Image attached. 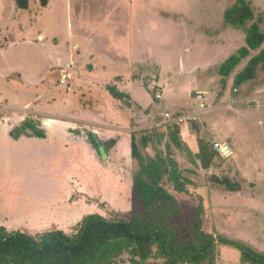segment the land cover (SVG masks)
Here are the masks:
<instances>
[{
	"label": "rangeland",
	"instance_id": "rangeland-1",
	"mask_svg": "<svg viewBox=\"0 0 264 264\" xmlns=\"http://www.w3.org/2000/svg\"><path fill=\"white\" fill-rule=\"evenodd\" d=\"M250 1L256 19L264 18V0ZM234 2L53 0L42 8L38 0H29V8L20 10L15 0H0V77L15 69L27 79L34 75L45 78L42 87L27 85L29 89L20 83L8 87L7 78H0L4 97L0 95V101L12 105L4 113L31 105L34 114L27 111V116L39 126L49 120L42 119L48 115L67 117L75 123L74 132L83 135L81 141L90 145L84 149L80 140L68 138L64 131L54 132L46 143L16 145L0 140V220L11 218L13 223L24 224V230L16 231L30 234L52 230L55 225L71 233V223H77H70L71 219L80 221L91 214L130 220L141 207L133 192L137 164L131 156L130 135L140 143L143 136L164 134L161 147L165 149L169 130L177 126H170L165 118L169 114L176 122L191 118L177 127L182 142L194 155L199 150L198 138L214 145L236 143L238 150L236 157H222L216 151L212 167L204 170L195 156L192 161L187 153L172 147L180 169L194 182L189 188L191 197H178L182 208L179 221L189 224L197 195L206 209L207 232L264 252V157L256 146L264 144V68L258 69L255 80L235 85L237 74L258 54L254 51L229 78L219 73L220 66L246 45L244 32L224 22V12ZM129 43L132 54L126 52ZM82 48L106 56V76L102 77L101 71L95 72V78L84 75L93 67L88 54L81 56V61H72L71 68L55 65L49 70V65L56 63L54 57L65 60L69 52L76 54ZM129 53L132 59H128ZM99 64L101 70L103 63ZM64 75L69 79L62 84ZM117 76L125 78L126 84ZM117 81L127 87L130 100L122 102L109 95L107 87L118 86ZM36 96L38 102L30 100ZM238 98L243 101L237 102ZM200 104L205 109L200 110ZM21 110L16 114L26 113ZM104 114L109 121L116 119L113 128L101 120L108 125L106 132L98 126ZM256 123L258 127H254ZM94 130H99L95 132L98 135ZM90 133L101 141L109 140L110 134L117 140L109 158L99 156ZM91 148L96 155L89 153ZM145 152L154 156L153 144ZM95 156L100 162L96 168ZM109 168L115 173L107 174ZM213 176L228 177L233 184L239 183L242 191L225 190L212 182ZM253 192L257 198L252 202L256 197ZM50 202L52 209L46 208ZM217 254L216 264H241L240 252L229 245H219Z\"/></svg>",
	"mask_w": 264,
	"mask_h": 264
},
{
	"label": "trees",
	"instance_id": "trees-1",
	"mask_svg": "<svg viewBox=\"0 0 264 264\" xmlns=\"http://www.w3.org/2000/svg\"><path fill=\"white\" fill-rule=\"evenodd\" d=\"M38 1L40 7L46 8L51 0ZM15 4L20 10L29 8V0H15ZM224 22L234 30L243 31L246 42L220 66L219 73L224 79L252 52L258 51L237 74L235 85L240 86L255 80L258 69L264 68V18L256 19L250 0H235L233 6L225 10ZM107 91L118 101L131 99L115 85H109ZM177 126L169 130L170 142L165 149L161 147L164 134L143 136L140 143L135 135L131 136V156L137 164L133 192L141 207L130 220L114 221L91 214L71 228V233L52 229L30 234L0 227V264H216L219 245L237 249L241 264H264V252L205 230L206 209L201 197L196 195L192 202L189 224L185 226L179 221L182 208L178 197H191L193 193L189 188L194 182L180 169L172 147L187 153L192 161L195 156L204 170L212 167L218 153L212 142L198 138L199 150L194 155L182 142ZM22 131L30 137L46 136L34 120L25 121ZM90 135L94 149L106 159L117 140L101 141L94 133ZM150 144H153L154 156L145 152ZM212 182L233 193L242 191L241 185L233 184L228 177L213 176Z\"/></svg>",
	"mask_w": 264,
	"mask_h": 264
},
{
	"label": "crops",
	"instance_id": "crops-1",
	"mask_svg": "<svg viewBox=\"0 0 264 264\" xmlns=\"http://www.w3.org/2000/svg\"><path fill=\"white\" fill-rule=\"evenodd\" d=\"M52 1H50L49 6L52 4ZM66 1H68V0H66ZM131 2H132V0H131ZM37 36L39 37L40 40H42V41L44 40L43 39V36L41 34H39ZM1 52H3V51H1ZM126 52H130L132 54V46L130 45V43L126 47ZM130 53L128 54V56H129L128 59H132V55ZM87 54L92 57V60L91 61H88V62H91L90 65L93 64V67H92L91 70L94 71V72H92L90 75H88L91 72V70H87L86 71V74H84V75L91 76V77H94L95 78L96 77V74L98 73V71H101L103 73L102 74V77L104 75L106 76V74H105L106 66L104 64H106V65L109 64L106 61V59H107L106 56H103L101 54H99V55L93 54L92 52H89V51L85 52V51H83V48L81 50H78L76 54L74 52L73 53L69 52V54L66 56L65 60H62L61 58H58L57 59V58L54 57V59L56 60V63L49 65V70L52 71L53 70V67L55 65H57V66H60V65L63 66L64 65V67L66 69L71 68L72 67V61L73 62H75V61L77 62L78 59L80 60V57L81 56H84V55L86 56ZM88 58H90V57H88ZM100 62L103 63V67L101 66L102 67L101 70L99 68L100 67V64L99 63ZM14 70L15 69H9V72L8 73H10V74L5 75L4 73H2V76L0 77V78H2L4 80L7 78L6 84L8 85V87H13V85H18V83H20V84L25 85L26 88H28L27 85L32 86V87L35 86V88H39V87H42L43 84H44V82H45L44 81L45 78H43L42 75H41V77L38 76V75H34V76L31 77L33 79H30V78L27 79V76L26 75L24 76L23 74L20 73L21 71L18 70L19 72H16L15 73ZM96 71H97V73H95ZM111 76H113V75H111ZM87 78H89V77H87ZM117 78H121L118 81L122 82L124 80V84H126V79L125 78H123L121 76H117L116 79ZM9 79L12 80V82H7ZM13 80H16V81L13 82ZM120 82H118L119 85L117 87L119 89H122L121 90L122 92H124L123 90L126 89V92L125 93H127V91H128L127 90V87L124 88L123 83H120ZM15 89H17V86H15ZM0 95L2 96L1 93H0ZM109 95H110V93H109ZM1 98H4V97L2 96ZM30 100H32L34 102H36V101L38 102L40 100V98L36 96V97H34V98L30 99ZM242 101H243V99H239V98L237 99V102H239V103H241ZM227 105L229 106V103ZM10 106H12V105L0 101V140H3L4 142H7V143L8 142H13L16 145H19L21 143H26L27 141H30L31 143H35V141H40L42 143H46V142L51 141L54 132H57V131L59 133H62L64 131V133L68 136V138H71V139L76 138V140L75 139H73V140H75L77 143H79V140L81 141V139H82L80 137H82L83 135L82 136H79L76 132H74V131H76V128H75L76 126H74L75 123L73 121H69L68 122L67 120H69V119H66L67 117L57 116V115H48L46 117H43L42 119H49V120H47V121L45 120L44 121V126H39L38 125L39 129H41L45 133V135H46L45 138H36V137H33V136L30 137V136H28V135H26V134L23 133V131H22V124L25 121H27V120H32V118H30L29 116H27V114H28L27 111H29V113L34 114L32 112L33 108L31 109L29 107L31 105H25L23 107L22 106L21 107L16 106V109H17L16 112L23 111L21 109H24L26 111V113H23L24 115L22 114V112L20 114H16V112L15 113H11V114H5L4 113L5 112L4 110L8 109ZM28 107H29L30 110H28ZM1 108H3V109H1ZM34 117L36 119H38V117H36V116H34ZM106 117H107V115L104 114V119L103 118H100V120H99L100 121V124L98 126H100V127L102 126V128L99 129L100 131L103 130V131L106 132V128H108V125L103 124L104 121H101V120H105L106 123L107 122L110 123L111 124V128H113V125H112L113 123L112 122H114V120H116V119L113 118L112 121H109V120L106 119ZM109 118L111 120V116L110 115H109ZM86 121L88 122V120H86ZM80 123H82V122H80ZM254 127H258V124L256 123V125ZM99 130H94L93 132L94 133L96 131L99 132ZM95 134H97V133H95ZM111 137H112V134H110L107 139H109V140L110 139H114V138H111ZM130 137H131V135H130ZM54 139H56V138H54ZM98 139H100V138L98 137ZM81 142L83 143V141H81ZM82 143H79V144L84 149L86 147L88 149V146H90L89 144L87 145V143H86V145L84 143L83 144ZM197 145H198V143H197ZM220 145L222 146V150L220 152V155L222 157H225V156H228V155L235 156L236 157L237 151H238L237 149L235 150L236 143H235V145H233V143H231V145H229V144L228 145H222V143H220ZM256 146L260 148V152H261L260 153L261 154L260 157H264V144H262L261 146H259V143H256ZM130 149H131V147H130ZM126 152H127V150H126ZM89 153H91V155H96V152L92 148L90 149V152ZM95 159H96V161H98V163L94 161V164H96L95 165V168H96L97 165L100 166V162H99V158L97 156H95ZM240 169L241 168H239L238 170H240ZM111 170L112 169L109 168L108 171H106V173L107 174H109L111 172L112 173H115L113 170L112 171ZM241 170L243 171V174L244 173H247L245 169L242 168ZM256 171L259 172V170H256ZM93 173L94 172H92V174H89V176L90 175H93ZM253 193H254L253 195H255L256 197L255 198H252V199L249 198V199H247L248 201L250 199L252 200V202L256 200L257 193L256 192H253ZM237 196H242V197L245 196V198L248 197V196H246L244 194H238ZM64 204H66V203H62V205H64ZM51 206H52V203L50 202L47 205L46 208L52 209ZM80 218L81 217H79V219ZM76 219H77V217L71 219L70 223L71 222H77L78 223V222L81 221V220L80 221L79 220L75 221ZM6 220H7L6 222H3V220H0V227H4V228H6L9 231L24 230V226H25L24 224H16V223H13V220L11 218L10 219H6ZM77 223H71V225H72L71 227L73 228ZM58 227L59 226L55 225L54 228H51V229H55V228L56 229H61V230L63 229V228H58ZM36 229H39V227H36ZM48 230L38 231V233H43V232L48 231ZM38 233H35V234H38Z\"/></svg>",
	"mask_w": 264,
	"mask_h": 264
},
{
	"label": "built area",
	"instance_id": "built-area-1",
	"mask_svg": "<svg viewBox=\"0 0 264 264\" xmlns=\"http://www.w3.org/2000/svg\"><path fill=\"white\" fill-rule=\"evenodd\" d=\"M67 78H68V76L67 75H64V78L61 80V83L62 84H65V82L67 81ZM199 109L200 110L205 109V105L204 104H200V108ZM165 118H166V120L168 122H171L170 126L179 125V123H181V122H185V121L191 120V118L186 117L185 119L184 118H179V122H176L175 119H173L172 116L169 115V114H166L165 115ZM192 119L195 120V118H192ZM214 148H215L216 151H219V152H221V150H222V146L220 144H215L214 145Z\"/></svg>",
	"mask_w": 264,
	"mask_h": 264
}]
</instances>
